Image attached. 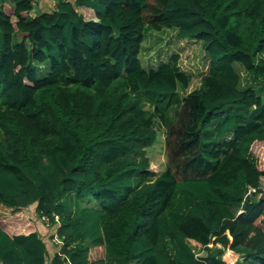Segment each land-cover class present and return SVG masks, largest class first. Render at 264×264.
<instances>
[{
	"label": "trees",
	"instance_id": "obj_1",
	"mask_svg": "<svg viewBox=\"0 0 264 264\" xmlns=\"http://www.w3.org/2000/svg\"><path fill=\"white\" fill-rule=\"evenodd\" d=\"M163 27L209 56L184 97L178 54L141 62L146 29ZM177 103L158 171L146 149ZM263 143L264 0H0V206L34 204L60 239L47 261L37 225L0 223V264H229L226 246L264 264Z\"/></svg>",
	"mask_w": 264,
	"mask_h": 264
},
{
	"label": "rangeland",
	"instance_id": "obj_2",
	"mask_svg": "<svg viewBox=\"0 0 264 264\" xmlns=\"http://www.w3.org/2000/svg\"><path fill=\"white\" fill-rule=\"evenodd\" d=\"M36 1L38 4L35 6V9L39 10L40 8H43V0ZM6 9L8 11L10 10L8 6H6ZM174 53L179 55L178 64L180 68L189 72L191 76L187 87L183 88L180 85L178 86V93L184 97L190 90L200 85L201 77L205 75L208 70L209 56L203 49L202 41L192 36L179 35L177 33V28L175 27H163L158 30L151 28L146 29L139 53L143 66L146 68L150 66L154 67L160 60H168L169 57ZM235 68L240 74V83L243 85H252L263 97L261 84L253 82L251 74L239 63H235ZM47 69V65H38V75L45 74ZM146 108H151V106L146 104ZM180 110L181 103L174 104L168 109L165 121L162 123L156 122V139L154 143L146 149V153L150 160V166L152 164L156 165L158 171L163 170L170 163L167 141L170 136L171 126L177 124ZM258 158L259 164L261 167H263L264 143L258 147ZM261 182V186L264 188L263 178ZM69 194L72 198H74L73 193ZM95 203L96 202L94 200L81 202L82 205ZM55 221H59V218ZM0 223L5 225L6 228L11 232L28 231L33 227V225H37V227L44 226L45 238L48 237L46 242L50 246V249L53 247L52 242H56L54 237L51 238L50 233L46 232L47 229H52L50 220L45 214H42L39 217L35 212L33 204L29 205L18 214H13L8 209L0 206ZM216 244L221 246V244L218 242ZM92 250L93 252L91 253V256H94L95 249ZM98 253L99 252H96V255H98ZM223 258L226 259L229 264H235L236 261L242 259V256L240 252L232 250L226 246L223 250Z\"/></svg>",
	"mask_w": 264,
	"mask_h": 264
},
{
	"label": "crops",
	"instance_id": "obj_3",
	"mask_svg": "<svg viewBox=\"0 0 264 264\" xmlns=\"http://www.w3.org/2000/svg\"><path fill=\"white\" fill-rule=\"evenodd\" d=\"M56 1L57 0H43V5H42V7L43 8H40L39 10H37V11H41V10H51L52 8H54L55 7V4H56ZM38 4V3H37ZM52 6V7H51ZM36 10V9H35ZM34 205V204H33ZM53 230L55 231V228L53 227ZM38 231H40V233L42 234V236H43V239H44V241H45V243H46V245H47V247L50 249V246L47 244V242H46V239L48 238H45V227L44 226H38ZM54 236H52L51 238H53ZM55 240V239H54ZM57 242V241H56ZM52 244H53V247H52V249H50V250H52V252L48 255V257H47V261H49L50 260V257L52 256V254L54 253V251L56 250V247L54 246V244H56L54 241L52 242ZM57 249H58V246H57Z\"/></svg>",
	"mask_w": 264,
	"mask_h": 264
},
{
	"label": "built area",
	"instance_id": "obj_4",
	"mask_svg": "<svg viewBox=\"0 0 264 264\" xmlns=\"http://www.w3.org/2000/svg\"><path fill=\"white\" fill-rule=\"evenodd\" d=\"M32 4L35 6L37 4V1L36 0H32ZM248 193H250V190H248ZM57 219H58V215L55 214V220H57ZM57 223H59V221H57ZM54 239L56 241H60V239L57 237L56 234L54 235Z\"/></svg>",
	"mask_w": 264,
	"mask_h": 264
},
{
	"label": "clouds",
	"instance_id": "obj_5",
	"mask_svg": "<svg viewBox=\"0 0 264 264\" xmlns=\"http://www.w3.org/2000/svg\"><path fill=\"white\" fill-rule=\"evenodd\" d=\"M37 3H38V2H37ZM36 5H37V4H36ZM36 5H35V6H36Z\"/></svg>",
	"mask_w": 264,
	"mask_h": 264
},
{
	"label": "water",
	"instance_id": "obj_6",
	"mask_svg": "<svg viewBox=\"0 0 264 264\" xmlns=\"http://www.w3.org/2000/svg\"><path fill=\"white\" fill-rule=\"evenodd\" d=\"M262 195H263V193H262Z\"/></svg>",
	"mask_w": 264,
	"mask_h": 264
}]
</instances>
